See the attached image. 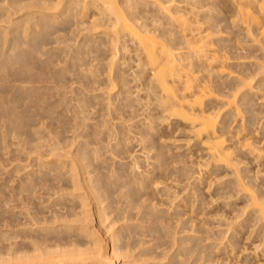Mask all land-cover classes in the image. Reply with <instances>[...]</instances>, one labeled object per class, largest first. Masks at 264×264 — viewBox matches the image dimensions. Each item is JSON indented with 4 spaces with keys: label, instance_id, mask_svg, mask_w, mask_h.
Masks as SVG:
<instances>
[{
    "label": "bare ground",
    "instance_id": "6f19581e",
    "mask_svg": "<svg viewBox=\"0 0 264 264\" xmlns=\"http://www.w3.org/2000/svg\"><path fill=\"white\" fill-rule=\"evenodd\" d=\"M177 141L196 175L172 165ZM212 175L226 179L210 190ZM227 199L224 241L191 216L177 235L182 214ZM251 259L264 264V0H0V264Z\"/></svg>",
    "mask_w": 264,
    "mask_h": 264
},
{
    "label": "rangeland",
    "instance_id": "374dc122",
    "mask_svg": "<svg viewBox=\"0 0 264 264\" xmlns=\"http://www.w3.org/2000/svg\"><path fill=\"white\" fill-rule=\"evenodd\" d=\"M241 37H242V34H241V31H239L238 32V38L241 39ZM233 68H235V67H233ZM180 137H182V134L176 135V138H180ZM183 152H184V146L182 145V143H180V141L174 142L172 145L169 146V149H168L169 155H173L176 158V159H174L176 162L172 163V165H176L178 167H184V168H186L187 173H189V174L192 173V174L196 175V173H193L195 170H192V167H191L193 165H191L188 157L187 156L185 157L183 155ZM6 156H7V154H6ZM27 162L28 161L26 159V164H25V162L24 163L22 162L23 163L22 164L21 161L19 163L21 165H25L26 167L27 166L29 167ZM14 163L16 164L18 162L13 161V164ZM13 164L11 162V166ZM8 167H9V170L12 168V167H10V164L7 165V168ZM26 167L24 168L26 171H27V169L28 170L30 169V167L29 168H26ZM5 168L6 167H4V169ZM7 168L5 171H4V169H2V171L4 172V174L6 176H7L6 171L7 172L9 171ZM24 169L22 171L23 173H24ZM20 172H19V174H21ZM184 172H186V171H184ZM4 174H1V175H3L1 177H6V176H4ZM19 174L17 173L15 176H18ZM184 174H186V173H184ZM225 179H226V177L219 178L218 180H216V178L213 177V175H212L211 180H213V182H212L210 190H213L215 188L217 181H222ZM185 182H186V180L184 179L180 183L179 182L170 183L172 185L170 190L179 192L180 196H183L186 193V190L182 187L185 184ZM14 183H16V182H14ZM156 199H158V207L160 209L164 208V209H168L169 211L173 209V207L175 206V204H177V202H179V198H174V199L168 198L166 194H163V195L159 194ZM225 201L227 202V204H223V202H221V200H220L219 201L220 206H217L218 203H214L213 205L210 206L207 203V200H205L201 213L196 214L194 212L195 214L193 215L192 213L187 212V213L182 214L181 217H179L180 220L177 222V230L179 231V233H177V235L178 236H185V235L191 233L189 229L192 225V222L187 220L189 218V216H191L190 218L193 219V225L194 224L197 226L200 225L203 229L208 230V233L210 235H209V238L205 240V243H207V244L215 243L216 245H218L220 242L224 241V239H222L221 236L223 234V231L225 233L227 231L226 229L228 228V226H227L226 222H228L229 217H231L234 214L232 209H231L232 208L231 199H227ZM12 204L9 205V207L11 206V208L9 209L10 211H11V209L12 210L14 209V213L15 212L18 213L22 210L18 207L17 209H20V210L18 212L15 211L16 207L12 208ZM42 204H44V202ZM14 206H15V204H14ZM11 213H13V212L11 211ZM186 221L188 222L186 225L187 227L183 228L182 226H184L183 224ZM229 222H230V220H229ZM174 224H175V222H174ZM230 232H231V230L229 228V231L227 234H230ZM249 241L250 240L248 239L246 246L249 245ZM219 253H220V251H219ZM219 253L216 252L215 254H219ZM243 255L244 254H242V257H243ZM234 264H237V263H234ZM238 264H256V262L254 259H251L250 261H247V262L241 260Z\"/></svg>",
    "mask_w": 264,
    "mask_h": 264
}]
</instances>
